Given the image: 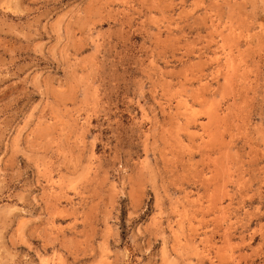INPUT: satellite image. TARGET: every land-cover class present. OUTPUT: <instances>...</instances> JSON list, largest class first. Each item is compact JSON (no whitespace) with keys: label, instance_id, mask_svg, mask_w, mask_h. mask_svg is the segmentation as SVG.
Masks as SVG:
<instances>
[{"label":"rangeland","instance_id":"rangeland-1","mask_svg":"<svg viewBox=\"0 0 264 264\" xmlns=\"http://www.w3.org/2000/svg\"><path fill=\"white\" fill-rule=\"evenodd\" d=\"M0 264H264V0H0Z\"/></svg>","mask_w":264,"mask_h":264}]
</instances>
